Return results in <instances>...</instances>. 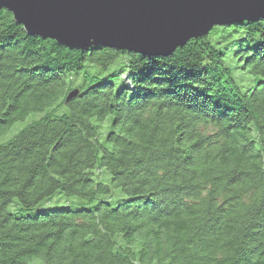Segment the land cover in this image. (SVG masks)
I'll return each instance as SVG.
<instances>
[{
  "label": "trees",
  "instance_id": "16d2710c",
  "mask_svg": "<svg viewBox=\"0 0 264 264\" xmlns=\"http://www.w3.org/2000/svg\"><path fill=\"white\" fill-rule=\"evenodd\" d=\"M0 264H264V20L156 56L0 8Z\"/></svg>",
  "mask_w": 264,
  "mask_h": 264
},
{
  "label": "water",
  "instance_id": "95a60500",
  "mask_svg": "<svg viewBox=\"0 0 264 264\" xmlns=\"http://www.w3.org/2000/svg\"><path fill=\"white\" fill-rule=\"evenodd\" d=\"M0 8L27 33L70 48L156 56L171 55L216 25L264 20V0H0Z\"/></svg>",
  "mask_w": 264,
  "mask_h": 264
},
{
  "label": "rangeland",
  "instance_id": "374dc122",
  "mask_svg": "<svg viewBox=\"0 0 264 264\" xmlns=\"http://www.w3.org/2000/svg\"><path fill=\"white\" fill-rule=\"evenodd\" d=\"M31 117H28L24 121H20L17 125L15 124L14 127L8 132L9 136L11 137L12 135L16 134V128L22 129L25 125L28 124V121L30 120Z\"/></svg>",
  "mask_w": 264,
  "mask_h": 264
}]
</instances>
